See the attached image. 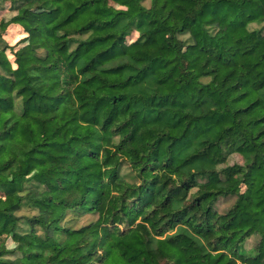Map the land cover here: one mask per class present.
I'll use <instances>...</instances> for the list:
<instances>
[{"label":"trees","instance_id":"trees-1","mask_svg":"<svg viewBox=\"0 0 264 264\" xmlns=\"http://www.w3.org/2000/svg\"><path fill=\"white\" fill-rule=\"evenodd\" d=\"M0 264H264V0H0Z\"/></svg>","mask_w":264,"mask_h":264},{"label":"rangeland","instance_id":"rangeland-1","mask_svg":"<svg viewBox=\"0 0 264 264\" xmlns=\"http://www.w3.org/2000/svg\"><path fill=\"white\" fill-rule=\"evenodd\" d=\"M3 15V14H1ZM10 14H5V16H9ZM15 32H14V29H10L7 33H6V37L9 39V40H12L14 38V40H16L18 37H15ZM202 59H200L198 61V63H201ZM33 132H34V135L36 137H40L44 131V129L39 125V124H33ZM42 167H36V169H41ZM230 204V200H220L219 202V208L220 209H225L228 207V205ZM34 212L28 208H24L22 209L21 211H19L18 214H22V215H32ZM90 219V216L89 215H86L82 218H80V220H77L76 221V224H81V223H85L87 222L88 220Z\"/></svg>","mask_w":264,"mask_h":264}]
</instances>
